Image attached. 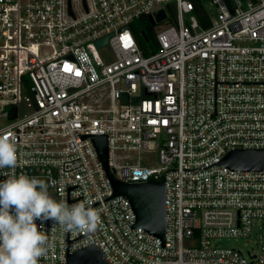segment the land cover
Wrapping results in <instances>:
<instances>
[{
  "label": "built area",
  "instance_id": "2783aa9c",
  "mask_svg": "<svg viewBox=\"0 0 264 264\" xmlns=\"http://www.w3.org/2000/svg\"><path fill=\"white\" fill-rule=\"evenodd\" d=\"M202 3L208 28L193 0H0V133L18 148L0 181L35 176L57 201L92 199L100 212L92 234L43 222L51 247L39 264L93 246L109 264H264V172L222 164L264 150V0ZM160 10L159 51L146 56L134 25ZM94 137H107L119 181L165 184L164 240L113 197ZM254 232L248 256L224 245Z\"/></svg>",
  "mask_w": 264,
  "mask_h": 264
},
{
  "label": "clouds",
  "instance_id": "9594fccd",
  "mask_svg": "<svg viewBox=\"0 0 264 264\" xmlns=\"http://www.w3.org/2000/svg\"><path fill=\"white\" fill-rule=\"evenodd\" d=\"M18 167V148L9 132L0 133V169ZM42 179L21 173L0 181V264H39L51 244L41 231L53 221L65 233H95L100 212L87 199L72 205L57 201ZM37 221L42 223L37 225Z\"/></svg>",
  "mask_w": 264,
  "mask_h": 264
},
{
  "label": "water",
  "instance_id": "95a60500",
  "mask_svg": "<svg viewBox=\"0 0 264 264\" xmlns=\"http://www.w3.org/2000/svg\"><path fill=\"white\" fill-rule=\"evenodd\" d=\"M154 25L167 20L164 10H160L154 18ZM108 43V38L98 42V46ZM99 157L106 168L113 186L114 196L126 197L137 216L136 227H143L149 234L165 239L166 208L164 183H130L126 184L114 177L108 166L109 147L107 137H94ZM223 165L243 172H264V150H236L230 152L223 160ZM68 264H109L96 247H89L69 255Z\"/></svg>",
  "mask_w": 264,
  "mask_h": 264
},
{
  "label": "trees",
  "instance_id": "16d2710c",
  "mask_svg": "<svg viewBox=\"0 0 264 264\" xmlns=\"http://www.w3.org/2000/svg\"><path fill=\"white\" fill-rule=\"evenodd\" d=\"M195 4V15L200 24L204 28H208L211 24L209 13L206 4L202 0H193ZM158 26L154 25L150 16H144L139 19L134 25V34L139 43L140 48L146 56L154 54L159 51V45L156 40V29Z\"/></svg>",
  "mask_w": 264,
  "mask_h": 264
},
{
  "label": "rangeland",
  "instance_id": "374dc122",
  "mask_svg": "<svg viewBox=\"0 0 264 264\" xmlns=\"http://www.w3.org/2000/svg\"><path fill=\"white\" fill-rule=\"evenodd\" d=\"M165 5L161 4L157 8H164ZM170 21V20H169ZM111 52V48H106L103 51H101L102 55H105L106 53ZM147 162L149 167H157L159 163V154L158 152H150L145 153L143 155V161ZM259 237L258 234L255 232L248 238L238 239V240H230L225 241L224 245L229 246L232 248H237L241 250L245 255L248 256V252H255L257 250V241Z\"/></svg>",
  "mask_w": 264,
  "mask_h": 264
}]
</instances>
